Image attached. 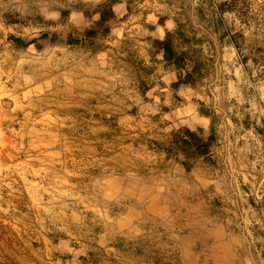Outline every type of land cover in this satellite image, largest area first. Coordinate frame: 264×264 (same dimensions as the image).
Listing matches in <instances>:
<instances>
[{
	"label": "clouds",
	"instance_id": "1",
	"mask_svg": "<svg viewBox=\"0 0 264 264\" xmlns=\"http://www.w3.org/2000/svg\"><path fill=\"white\" fill-rule=\"evenodd\" d=\"M0 85V264H264V0H0Z\"/></svg>",
	"mask_w": 264,
	"mask_h": 264
},
{
	"label": "rangeland",
	"instance_id": "2",
	"mask_svg": "<svg viewBox=\"0 0 264 264\" xmlns=\"http://www.w3.org/2000/svg\"><path fill=\"white\" fill-rule=\"evenodd\" d=\"M8 87H11V83H9ZM6 99L8 98L3 97V85H0V188H3L7 184L8 190L18 187L22 194H27L34 188L40 187L42 169L40 161L37 159V149L34 148L29 153L23 150L17 152L16 148L12 147L13 144H16L17 148L20 146L21 136L16 135V133H25L22 142L27 147L29 137L26 133L29 131L32 123L31 117L36 118L35 127L37 131L41 128L40 122L47 121L46 127L48 132L55 133L56 125L64 119V114L55 109H47L42 115H38L37 111H29L24 106L17 107L16 102H12L10 106V118L5 120L3 100ZM26 121L29 127L22 128V125ZM42 135L45 139L48 138V133H43ZM5 169L11 171L12 176L6 178L4 175ZM13 178L16 181L15 184L12 183ZM0 224L7 226L8 222L0 220ZM13 227L17 230L20 228L19 225H14ZM81 259L84 258L81 257Z\"/></svg>",
	"mask_w": 264,
	"mask_h": 264
}]
</instances>
